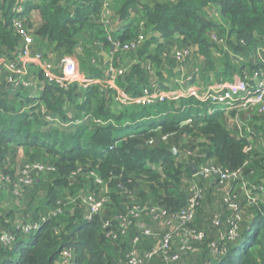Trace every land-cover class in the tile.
<instances>
[{"label": "trees", "instance_id": "1", "mask_svg": "<svg viewBox=\"0 0 264 264\" xmlns=\"http://www.w3.org/2000/svg\"><path fill=\"white\" fill-rule=\"evenodd\" d=\"M15 2L0 0V59L21 64L18 51L23 44L12 30ZM76 2L77 6L71 7L60 0H40V3L33 0L27 3L22 15L26 24L36 29L37 45L42 48L48 42L45 44L48 49L44 50L53 49L57 58L75 54L80 41L92 36L93 31L98 30L99 35L105 32L100 29L103 0ZM211 5H216L220 13L230 19V32L206 15ZM140 6L143 9L137 11ZM34 9L40 14L39 25L29 17ZM131 9L142 15L144 26L131 22ZM116 11L121 20L130 18L128 28L122 34L112 32L113 39L103 36L100 40L106 46L110 47L113 40L124 44L134 42L141 33L144 36L135 50L124 51L132 59L129 66H125L130 71L120 78V86L126 94L140 93L144 86L153 82L163 90L165 87L151 76L154 68H158L160 81L168 54L177 65L185 64V68L190 69L201 67L197 61L200 54L205 59V68L211 69L212 61L217 58L214 54L224 53L229 57L220 63L227 74H237L248 80L264 70V53L258 54L264 49V38H255L256 31H264V0H156L154 5H145L142 0H121ZM223 31L221 36L227 39H213L215 32ZM151 33H160L163 39ZM177 34L183 38L172 39ZM176 47H188L196 55L181 61L173 52ZM34 50L45 52L37 46ZM88 53L85 51L86 57ZM241 58L247 64L239 60ZM91 69L94 74L96 69L92 66ZM3 71H0V173L14 178L18 168L12 166L20 152L27 158L20 166L24 171L25 165L35 162L54 170L45 171L48 183L40 187L42 191L37 187L40 181L33 187L28 186L30 196L36 201V208L25 213L28 219L24 216L15 219L0 209V264H58L65 258V252L70 253L74 264H129L134 249L133 237L137 235L151 246L154 242L149 237H155L136 229H131L127 235L117 234L115 218L141 204L157 205L173 214L187 207L190 195L180 189L181 177L185 174L191 181L200 177L193 175L189 164L177 158L170 146L171 139L174 143L185 142L186 137L191 136L204 138L199 142L202 145L210 141L200 159L193 160L197 165L214 161L231 170L242 169L238 179L240 182L246 180L251 191L241 202L242 208L248 205V215L244 214L239 222L237 239L228 238V229L215 242L211 230L200 229L197 215L204 209H200L199 203L185 225L190 231H202L204 235L188 237L192 245L170 253L178 254L180 259L185 250L201 251L200 264H264V191L260 188L264 184V146L255 147L250 135L234 134L224 111L212 112L213 106L191 95L152 105L121 108L113 102L109 92L103 91L106 82L88 88L80 83L67 87L49 85L40 70L30 77L31 85L16 87L7 82L8 72ZM99 71V77L101 74L104 77ZM83 115H87L90 122L67 129L52 123L53 119L66 122ZM95 118L111 122L97 123ZM146 118L150 120L143 121ZM136 121L139 122L132 128ZM262 123L258 124V131L262 130ZM167 134L172 136L168 143L162 140ZM150 138L155 139L153 145L146 144ZM236 181L233 180V184ZM0 184L6 185V181ZM23 184L20 179L18 185ZM84 186L91 191L89 194L82 191ZM90 194L108 197L105 205L111 204L115 213L100 212L88 220L80 199L75 207L72 205L70 210H64L61 217L49 216L41 220L44 214L41 210L58 206L61 198ZM257 196V202L251 201ZM206 197L201 203L207 207ZM234 199L235 196L224 200L229 204ZM233 219L234 215L230 220ZM108 220H113V226H106ZM35 222H41L38 229L30 233L23 231L24 225ZM220 224L213 219L211 225L220 231ZM3 235L10 236L8 243L1 239Z\"/></svg>", "mask_w": 264, "mask_h": 264}, {"label": "built area", "instance_id": "2", "mask_svg": "<svg viewBox=\"0 0 264 264\" xmlns=\"http://www.w3.org/2000/svg\"><path fill=\"white\" fill-rule=\"evenodd\" d=\"M29 1L33 0H16L12 7V12L14 13L12 20V30L21 39L23 48L18 51V57L21 61V64L0 59V70H6L8 72L6 77L7 82L10 85L16 87L31 85L30 77L32 73L30 67L34 66L36 69H38V71L41 70V72L44 74L46 83L49 85L57 84L67 87L73 83H80L85 88H88L94 84H98L100 77L82 76L77 59L74 56L63 55L62 57L58 58L57 61H55L45 57L43 52L34 50L35 28L29 27L26 24L25 18L22 16L27 10V3ZM100 17L104 24L106 23L109 25L115 22V17L112 13V0H103ZM108 38L113 39L111 36H108ZM143 39L144 36L141 33V35H139V37L135 39L134 42L122 44L117 40H113L112 44L115 45L114 49L117 51H132L137 48ZM173 52L175 56L181 61H187V58H193L196 55L195 52H193V50L188 47H176ZM262 53H264V49H262L258 54L262 55ZM105 65L107 66V70L104 73L102 72L104 74L103 78L106 79V84L103 87V91L106 90L109 92L113 102L121 108L152 105L158 102L177 100L180 97L191 95L196 96L200 100L206 101L209 103V105L213 106L214 108L212 112L222 110L225 113H229L235 109H256L260 115H264V70L261 71L259 75H255L250 78V80L239 77L235 78L234 82H227L220 87L209 85L203 90H199L196 87L192 88L188 92H181L178 89L159 90L156 86V83L153 82L152 85L144 86L140 93L126 94L123 92V89L118 86L117 82L121 77H124L130 71V69L126 68L125 66L116 65L111 59L106 60ZM180 66L181 68H185V64H180ZM86 116L87 115H83L82 117L71 120L68 123L57 119L56 123H52L55 125L61 124L63 126L68 124L72 126L80 125L90 122L87 120L88 116ZM48 119L52 120L50 117ZM94 120L97 123L111 122V120L103 121L99 118H95ZM146 144L153 145L154 139L150 138ZM113 147L114 146H111L110 148ZM199 166L200 167H198L197 175L201 176H217L220 178H233V180H235L242 173L241 168L231 170L219 165L204 166L200 164ZM49 170L52 171L54 169L42 163L26 165V170L24 171L25 176L21 177V181L24 184L20 185L19 189L13 191V194L16 196L19 195L21 187L29 185L32 182V172L39 173ZM92 174L95 175L94 173ZM0 181H6V185H9L10 181L13 182V179L5 177L0 173ZM98 182L103 184L101 179H98ZM2 185L5 186V184ZM88 197L89 195H84L81 201L87 204L85 218L89 220L93 219L94 215L101 212L105 204L108 202V197L96 196V198H91L89 200L87 199ZM201 198V192L199 190L195 191L192 195H190L187 207L174 214L157 205H145L147 207L143 208L135 205L125 213H121L120 215L116 216L115 219L118 222V232L116 233L124 235L127 232L125 234L127 235L129 232L127 230L132 223V219L138 217L142 211H146L154 220L163 221L166 224L177 223V229L185 231L186 235L190 238L202 237L204 235L202 231H190L185 225L192 218V214L199 205ZM229 205L234 209V219L231 222V227L228 231V238L230 240H235L238 236V220L240 219V211L233 201L230 202ZM50 210L51 209H49L47 216H43L41 218L42 221L46 220L49 216H52ZM58 211L61 212V210ZM56 213L57 211L53 212V214ZM106 222V226H113V220H108ZM40 224L41 222L30 223L28 225H24L22 229L25 233H30L31 231L38 229ZM143 233L155 237V234L149 230H144ZM172 237V232H167L165 235L160 237L156 244L157 248L145 253L144 259L150 260L157 254L166 256L168 253H170ZM1 239L3 242L8 243L10 236L3 235L1 236ZM139 240V236L136 235L134 244H136ZM166 259L167 264H176V262L179 260V256L178 254L170 253ZM129 264H143V261L137 258V252L135 248L133 249V252L129 258Z\"/></svg>", "mask_w": 264, "mask_h": 264}, {"label": "rangeland", "instance_id": "3", "mask_svg": "<svg viewBox=\"0 0 264 264\" xmlns=\"http://www.w3.org/2000/svg\"><path fill=\"white\" fill-rule=\"evenodd\" d=\"M33 16H34V19L36 21L37 20L41 21L40 14L37 10H35L31 14L32 18H33ZM35 31H36V29H35ZM88 40H90V39H88ZM81 44L82 45L79 47L78 53L80 54L82 51H83V53H85V51L87 53L88 52L90 53L89 49L84 46L86 44L84 43L83 40L81 41ZM117 54L124 55V52L117 51ZM169 56H170V54H168L166 57H169ZM221 61H225L224 57L222 58ZM0 71H2V73L4 72L3 70H0ZM36 72H37V69L35 67H32L31 73L34 74ZM234 80L229 81V82H234ZM254 112L258 113L256 109H253V110L248 111V112H245L241 109H235L232 111V114L228 115V117H231V119L233 121H235L236 118L233 117V115L241 116V114H243V113L252 114ZM260 116L262 117V115H260ZM262 119L264 121V117H262ZM52 122L56 123L57 120L53 119ZM66 122L68 123L69 120ZM71 126L72 125L68 124V125L63 126L61 128L67 129ZM171 138H172V136H169V134H167V135H164L162 137V140H163V142L168 143V141ZM171 140H174V139H171ZM201 141L202 140H200L199 138L193 139L192 136L188 137V138L186 137L185 142H181V143L175 144V145L172 144L170 146V150H171V152L173 149H175L177 151V153H178L176 156L177 158L184 159V161L187 162L188 164H196L197 165V163L193 160L200 159L201 155H203L204 151H206V149L208 148V146L210 144V141H207L205 144L202 145L199 143ZM263 144H264V140L257 139L256 141H253V145L255 147H262ZM26 159H27L26 154L23 152H20L18 154V156L16 157V159L14 160V164L12 166L13 169L18 168L17 169L18 173H15L13 176L14 178H12L14 182L10 181V184L5 185V186L0 184L1 185L0 186V209L9 213V215L11 217H14L15 219H19L22 216H24L25 218L28 219L29 217L25 213H27V211L29 209H35L36 208V201L34 198H32L30 196V191L28 190L30 187H28V186L32 185L31 187H33L36 185L35 182L40 181V184L37 185V187L40 188L43 185H45L46 183H48V180H47L48 177H47V175H45V171L39 172V173L34 172V173H32V182L29 185L22 186L19 195L16 196L13 194V191L20 188V185H18V184H19L20 179L24 173V169H22V167H20V166H22V164L25 163ZM34 162H31V163H34ZM35 163H37V162H35ZM201 164L204 166L217 165L214 161L202 162ZM197 167H200V166L197 165ZM16 176H18V177L16 178ZM198 176L200 177L199 180L191 181L184 174L181 177L182 183H181V185H179V187L181 190L186 191L189 195H192L195 191L199 190L201 192V195H202L201 200L205 196H207L206 201H205V204L207 205V207L204 206L200 200V206H202L200 209H204V210L199 211V213L197 215V221L200 224V229L211 230L212 234H213L214 241L218 242L220 240V235H221V237H223L224 231L230 229L229 226L231 227V222H232V220H230V219L233 216L232 210H234L224 200L225 197L227 199L229 197L233 198L235 196V199L233 200V202L237 205V208L240 211V219L238 220V222H241V220L244 218V214H245V217H247V215H248L247 213H248V209H249L248 205H244L243 206L244 208H242L241 202L245 198L249 197V195L251 194V191L247 188L248 182L246 180L244 182H240L238 179L239 177L236 179L237 181L233 184V178H220V177H218L220 179L219 180L217 178V176H201V175H198ZM213 179L216 180L215 184H213ZM176 184H179V183H176ZM260 188L264 191V184H262L260 186ZM38 190L42 191L43 188H40ZM82 191L87 192V194H89L91 192L88 190V188L86 186H84ZM74 196H76V195H72L70 198H61L59 201V205L58 206L54 205L52 207V209L50 210L52 216L55 215L57 217H61V214L63 213L64 210H70L72 205H73V207H75V205L78 204V201L80 199H82V196L81 195H77L76 197H74ZM91 198H96V196L91 194V195H89V197L87 199L89 200ZM258 200H259V196L251 199V201H253V202H257ZM41 201H42V198H41ZM44 203H45V201L41 204V206ZM81 204L83 205V207L85 208V211H86L87 210V204L83 201ZM136 206H140L141 208L147 207V206H143L142 204L136 205ZM130 209L131 208H128L127 210H130ZM58 210H61V212ZM56 211H57V213L53 214V212H56ZM41 212H43L44 214L41 215L40 218H42L43 216H47L49 213V210L42 209ZM101 212H105L107 214L113 215L115 213V209L112 207L111 204H108V205H105L103 207ZM213 219L220 221V223H221L220 225H222L220 231H218L215 228H212L211 224H212ZM229 221H230V224H229ZM154 224L156 226H154ZM176 224L177 223L166 224L163 221L154 220L151 218V216L146 211H142L137 218L132 219V223L127 230V231H129L128 234L130 233L131 229H136L137 232L139 230L141 232H143L144 230H149L155 234V239L153 237H149L154 242L152 246L150 245L151 243L146 241V240H142V241L139 240L136 244H134V248L137 252V258L142 260L143 264H145V263L146 264H167L166 257L169 256L170 253H168L166 256L157 254L150 260L144 259V254L147 253L148 251H152V250L156 249L157 248L156 244H157L159 238L162 237L163 235H165L167 232L173 233V237H172V241H171V252H172V250L178 251L184 245L185 246H188L189 244L192 245L191 244L192 239L188 238L185 231L178 230ZM131 234H133V233L131 232ZM135 237L136 236L133 237V240H132L133 242H134ZM140 241H141V243H140ZM191 248H192V246H191ZM191 250H185V252L181 254V258L176 262V264H197V262L200 264V253H201V251H197V250L191 251ZM64 255H65V258L60 259L58 261V264H74L72 258L70 257L69 252L65 253Z\"/></svg>", "mask_w": 264, "mask_h": 264}, {"label": "crops", "instance_id": "4", "mask_svg": "<svg viewBox=\"0 0 264 264\" xmlns=\"http://www.w3.org/2000/svg\"><path fill=\"white\" fill-rule=\"evenodd\" d=\"M61 3L66 4L68 6L71 7H76L77 6V0H60ZM121 0H112V13L115 17V22L111 23L109 25H107L106 23L104 24L102 22V20H100V22L102 23V25H100V29L105 31L104 34L99 35L98 30L93 31L92 36H87L83 39L84 43L86 45H84L85 47H87L90 51L88 57L85 56V53H83V51L79 54L76 53V50L79 49V47L82 45L81 41H80V46L76 48L75 50V54H73L72 56H74L77 59V63L79 65L80 68V72L82 74V76H87V77H99L100 76V71L101 72H105L107 70V66L105 65V61L108 59L113 60V62L119 63L120 66H129L130 62L132 59H129L128 56L124 55H119L117 54V50H115L114 48H112L111 46L108 47L106 46L100 39H102L103 36H111V33L113 32V34L115 32H118L120 34H122L123 32H126L127 30V24L129 19L131 18V22L133 21V23H137L140 22L143 25V23H145V21L142 19V15H140L139 13H136L135 11H133L131 9L130 11V18L128 20H121V18L119 17V15L117 14V6L119 4ZM156 0H142V3L145 5H154ZM40 3V0H39ZM143 9V6L139 7L137 9V11H141ZM37 9H34L31 11V14ZM38 11V10H37ZM39 12V11H38ZM31 14L29 15V17L32 19L33 23L35 25H39L40 21H36L31 17ZM206 15L214 20L217 21L219 23H221L224 26V30L226 32H230V29L232 27L231 25V21L228 17L223 16L220 13V9L216 6V5H211L208 7V9L206 10ZM99 22V23H100ZM133 26V25H132ZM147 33H150V30L147 31ZM224 31L222 33L219 32H215V34H213V39H227L226 36L223 37L221 36V34H223ZM151 36L156 37L157 39H163V37H161L160 33H151ZM114 37V36H113ZM112 37V38H113ZM183 36L181 35H176L175 37H173L172 39H182ZM255 38L257 39H263L264 38V31L262 32L260 31H256L255 32ZM90 39V40H88ZM35 42H36V46L45 51L43 52L48 58H50L51 60H54V57H56L53 49L46 51L44 49H48L47 46L45 44H48V42L44 43L43 46H41L42 48H40L37 45V37L35 36ZM222 44V48L223 50H225V46L223 45V42H221ZM170 47V46H169ZM168 47V48H169ZM170 49V48H169ZM40 51V50H39ZM42 52V51H41ZM169 52V51H166ZM199 59H197L199 65L201 66L200 68H196V69H190L188 66L186 68H181L180 65H177V62L175 60H172V58L169 56L167 57L168 62L165 63V66L162 69V74L160 75V81L158 79L159 75V69L158 68H154V71L152 72V76L151 78L153 79H157L158 84L162 85L161 87H165L163 88V90H170V89H178L181 92H188L190 91L192 88H198L199 90H203L206 87H208L209 85H213L216 87H220L221 85L234 80L235 78H239V76L236 74L234 77L233 76H229L227 74V72L224 69L223 64L220 63V61L222 60V58L224 57V59L226 60L229 56L227 54H219L216 55L214 54V56H217L216 59H214L212 61V67L211 69H209V67L205 68L204 65V61L205 59L199 54ZM118 58V59H117ZM243 62L244 60V64H247L245 59H239ZM174 61V62H173ZM242 62H239V64L241 65ZM89 65V66H88ZM88 66V67H87ZM91 66L94 67L95 73L93 74ZM245 71H247V68L245 69ZM99 75H96L98 74ZM255 75H259V74H254ZM106 82V79H104L101 77L99 79V84L103 85ZM118 86H120V80H118L117 82ZM121 87V86H120ZM33 94V92H32ZM245 112L251 111V110H243ZM232 114V112L230 113ZM229 114H227V123L229 128L231 129V131L238 135V136H249L251 137V139L253 141H256L257 139L259 140H264V121L262 118L258 117L259 114L258 113H252V114H248V113H243L241 114V116L238 115H234V117L237 119H235V121H233L231 119V117H228ZM264 117V116H262ZM149 118H146L143 121H149ZM141 121V120H139ZM136 121L133 123V125L131 126L132 128L136 127L137 122ZM263 122V123H262ZM262 123L263 127L262 130L258 131V124ZM258 131V132H257ZM201 140H205L204 138H202ZM182 142V141H181ZM181 142H175L172 140L173 145L175 144H179ZM264 146V144H263ZM154 226H156L154 224Z\"/></svg>", "mask_w": 264, "mask_h": 264}, {"label": "water", "instance_id": "5", "mask_svg": "<svg viewBox=\"0 0 264 264\" xmlns=\"http://www.w3.org/2000/svg\"><path fill=\"white\" fill-rule=\"evenodd\" d=\"M111 47L114 48L115 45L112 44ZM172 151H173V153H175V155L177 156V154H178L177 151H176L175 149H173ZM189 167H190V169H191L193 175H196V174L198 173V168H197V165H196V164H189Z\"/></svg>", "mask_w": 264, "mask_h": 264}, {"label": "clouds", "instance_id": "6", "mask_svg": "<svg viewBox=\"0 0 264 264\" xmlns=\"http://www.w3.org/2000/svg\"><path fill=\"white\" fill-rule=\"evenodd\" d=\"M35 44H36V42H35ZM111 45H112V44H111ZM35 46H36V45H35ZM76 53H78V49L76 50ZM54 60H55V61H57V60H58V58H57V57H55V59H54ZM32 67H34V66H31V67H30V70H31V68H32ZM37 71H38V69H37ZM34 74H35V73H34ZM34 74L32 73V75H31V76H33ZM231 112H232V111H231ZM231 112H229V113H226V115H227V114H230ZM224 113H225V112H224ZM69 121H71V120H69ZM131 124H132V123H129V125H131ZM157 131H158V130H157ZM153 139H154V138H153ZM154 142H155V139H154ZM172 152H173V151H172ZM174 154H175V153H174ZM175 156H176V155H175ZM197 168H198V167H197ZM196 175H197V174H196ZM49 209H52V208H49ZM49 209H48V210H49Z\"/></svg>", "mask_w": 264, "mask_h": 264}]
</instances>
